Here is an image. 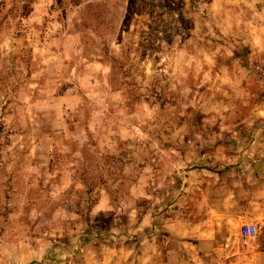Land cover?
<instances>
[{"label": "rangeland", "instance_id": "rangeland-1", "mask_svg": "<svg viewBox=\"0 0 264 264\" xmlns=\"http://www.w3.org/2000/svg\"><path fill=\"white\" fill-rule=\"evenodd\" d=\"M256 179L264 0H0V264H264Z\"/></svg>", "mask_w": 264, "mask_h": 264}, {"label": "crops", "instance_id": "crops-1", "mask_svg": "<svg viewBox=\"0 0 264 264\" xmlns=\"http://www.w3.org/2000/svg\"><path fill=\"white\" fill-rule=\"evenodd\" d=\"M251 186L250 191V197H249V204L247 208H245L244 211L234 208L232 214L227 213H220L222 217H219V219H216L217 217L214 214H218V209L215 208L217 204L215 203H208L207 205L210 207V211L208 212L207 218H201L198 220L199 222H193L192 220H189V236H197L205 238V234H208V232L211 231V229H218L217 225L220 224L218 221L221 220V222L225 223L226 219H229L230 216H239L244 213V217L248 218V220L254 224L257 225L258 228V243H259V252L264 254V187L259 182H257V179ZM260 186V188H258ZM234 207L240 206L237 199L234 198L233 204ZM243 212V213H242ZM219 215V214H218ZM219 215V216H221ZM223 225V224H222ZM223 227V226H222ZM221 227H219L220 229Z\"/></svg>", "mask_w": 264, "mask_h": 264}, {"label": "built area", "instance_id": "built-area-1", "mask_svg": "<svg viewBox=\"0 0 264 264\" xmlns=\"http://www.w3.org/2000/svg\"><path fill=\"white\" fill-rule=\"evenodd\" d=\"M239 233L244 246L251 247L257 244L259 232L256 224L250 221L243 223Z\"/></svg>", "mask_w": 264, "mask_h": 264}]
</instances>
